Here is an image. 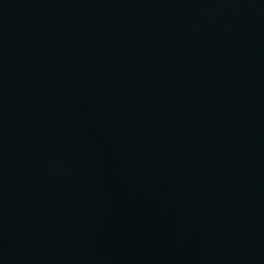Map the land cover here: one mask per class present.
<instances>
[{"label":"water","instance_id":"95a60500","mask_svg":"<svg viewBox=\"0 0 264 264\" xmlns=\"http://www.w3.org/2000/svg\"><path fill=\"white\" fill-rule=\"evenodd\" d=\"M0 264H264V0H0Z\"/></svg>","mask_w":264,"mask_h":264}]
</instances>
